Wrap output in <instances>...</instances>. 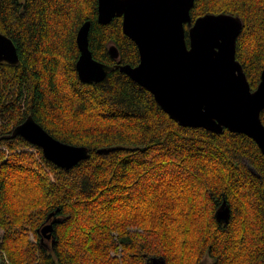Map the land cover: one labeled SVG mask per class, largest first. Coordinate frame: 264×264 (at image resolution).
I'll list each match as a JSON object with an SVG mask.
<instances>
[{
	"label": "trees",
	"instance_id": "obj_1",
	"mask_svg": "<svg viewBox=\"0 0 264 264\" xmlns=\"http://www.w3.org/2000/svg\"><path fill=\"white\" fill-rule=\"evenodd\" d=\"M222 12L243 20L236 57L255 90L264 0H195L191 15ZM87 20L94 58L139 63L123 17L100 23L98 0H0V31L20 56L0 63L1 264H264L257 142L181 125L120 69L83 82L77 33ZM29 115L61 141L88 146L90 157L65 169L24 137L8 138ZM224 201L228 222L216 216ZM54 218L53 243L42 228Z\"/></svg>",
	"mask_w": 264,
	"mask_h": 264
},
{
	"label": "water",
	"instance_id": "obj_2",
	"mask_svg": "<svg viewBox=\"0 0 264 264\" xmlns=\"http://www.w3.org/2000/svg\"><path fill=\"white\" fill-rule=\"evenodd\" d=\"M195 0H98V20L110 23L123 17V31L137 45V65H115L94 58L89 46L91 21L77 33L80 56L76 63L83 82L103 81L120 69L154 94L171 118L183 126L205 128L215 133L225 129L254 139L264 153V69L253 90L243 65L236 57L237 40L244 23L232 13H207L194 22L191 10ZM186 25L189 26V43ZM110 53L118 57L115 45ZM20 60L13 40L0 31V63ZM22 136L42 148L45 157L58 166L71 169L90 157V149L61 141L50 134L32 115L15 126L8 138ZM109 149H100L106 152ZM256 173V170L251 167ZM54 215L52 213L49 218ZM217 219L228 222L227 201L216 211ZM54 218L46 224L44 237L55 242ZM154 264H166L153 258Z\"/></svg>",
	"mask_w": 264,
	"mask_h": 264
},
{
	"label": "rangeland",
	"instance_id": "obj_3",
	"mask_svg": "<svg viewBox=\"0 0 264 264\" xmlns=\"http://www.w3.org/2000/svg\"><path fill=\"white\" fill-rule=\"evenodd\" d=\"M3 233H4L3 229L0 228V241L2 239ZM48 241H49V239H48ZM1 257H2V255H1V251H0V264H1Z\"/></svg>",
	"mask_w": 264,
	"mask_h": 264
},
{
	"label": "bare ground",
	"instance_id": "obj_4",
	"mask_svg": "<svg viewBox=\"0 0 264 264\" xmlns=\"http://www.w3.org/2000/svg\"><path fill=\"white\" fill-rule=\"evenodd\" d=\"M101 217V216H100Z\"/></svg>",
	"mask_w": 264,
	"mask_h": 264
},
{
	"label": "flooded vegetation",
	"instance_id": "obj_5",
	"mask_svg": "<svg viewBox=\"0 0 264 264\" xmlns=\"http://www.w3.org/2000/svg\"><path fill=\"white\" fill-rule=\"evenodd\" d=\"M43 229V228H42Z\"/></svg>",
	"mask_w": 264,
	"mask_h": 264
}]
</instances>
